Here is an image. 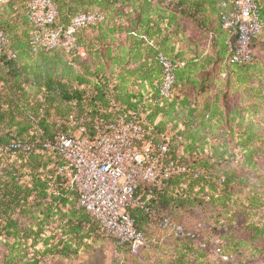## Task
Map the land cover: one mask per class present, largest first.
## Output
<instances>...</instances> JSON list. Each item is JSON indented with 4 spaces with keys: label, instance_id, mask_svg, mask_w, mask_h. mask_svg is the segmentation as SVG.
<instances>
[{
    "label": "trees",
    "instance_id": "16d2710c",
    "mask_svg": "<svg viewBox=\"0 0 264 264\" xmlns=\"http://www.w3.org/2000/svg\"><path fill=\"white\" fill-rule=\"evenodd\" d=\"M26 1L0 0V30L9 39L6 52L0 54L4 69L0 73V236L13 240L6 242L9 253L4 264L46 263L52 258L46 255H53L60 244L61 257L76 253L70 241L64 239L52 247L46 238L44 249L39 247L44 227L57 214L67 217V222L72 217L91 222L90 215L71 199L75 197L77 204L75 192L56 195L50 185L58 180L57 169L63 163L57 151L8 155L20 157V165L2 169L7 155L1 152L3 145L13 139L52 138L58 131L68 130L65 122L71 114L84 118L89 131L96 124H106L118 117L140 122L146 139L168 145L174 159L199 171L198 177L190 173L173 178L165 189L155 192L159 198L165 197L172 185L187 179L196 185L216 179L225 188L235 180L232 172L227 171L225 176L209 173L217 160L214 153L211 158L205 154L206 144L199 137V132L210 127L212 120L221 121L219 96L212 93L215 78L208 71L211 60L202 61L198 54L190 56L192 49H175L173 36L183 31L175 14L164 9L160 0H54L58 5L56 25L67 26L75 14L93 9L106 16L104 22L78 33L77 44L84 47L86 56L75 54L69 59L58 50H32ZM219 2L180 0L175 6L181 16L206 29L212 25L211 16L218 15L212 41L215 56L223 60L227 33L221 27ZM262 17L264 20V9ZM174 25L176 29L169 33ZM8 50L16 56L9 58ZM160 53L183 63L176 71L172 96L163 102H157V85L162 79ZM247 67L237 68L246 72ZM183 115L185 123L180 120ZM251 125H247L246 133L238 141L249 161L257 150L250 148L256 140ZM214 151L217 154L216 147ZM228 154L234 157L228 149L218 156L223 159ZM136 196L145 200L147 191L140 189ZM65 206H69L66 212L62 210ZM37 211L39 214H35ZM129 213L137 223L142 216H150L137 206L130 207ZM64 230L65 234H76L80 228L72 221Z\"/></svg>",
    "mask_w": 264,
    "mask_h": 264
},
{
    "label": "rangeland",
    "instance_id": "374dc122",
    "mask_svg": "<svg viewBox=\"0 0 264 264\" xmlns=\"http://www.w3.org/2000/svg\"><path fill=\"white\" fill-rule=\"evenodd\" d=\"M160 1L164 9L168 8L175 14L176 23L183 31L173 36L175 49H192L194 52H190V56L198 54L202 61L211 60L208 71L215 78L212 93L215 97L219 96L217 106L221 121L212 120L210 127L199 132V137H203L202 141L206 144L205 154L211 158L214 153L217 160L209 173L214 175L218 172L225 176L227 171L232 172L235 180L225 188L216 179L203 185L193 184L187 179L172 185L165 197L156 195L150 201L153 207L159 208L158 216L170 215L176 222L193 230L196 238L187 242L174 240L158 226L155 217L144 215L136 222L137 226L150 237L158 239V242L137 254H133L114 237L102 233L94 220L88 223L72 217L67 222V217L57 214L50 220L52 223L44 227L39 247L44 249L46 238L52 247L56 246L59 239H64L70 241L72 251L76 253L61 257L58 249H62L63 245L60 244L53 255H46L52 258L42 264H264V30L254 45V62L248 65L246 72H242V69L229 66L225 59L215 56L212 30L219 22L218 15L211 16L212 25L206 29L199 22L179 14V7L175 5L180 0ZM177 25L170 27L169 33L174 32ZM3 71L0 61V73ZM223 72H227L224 79L221 78ZM256 104L258 107L254 108ZM183 116L180 120L185 123L186 115ZM250 123L256 134L254 145L250 148L255 147L257 150L249 161L238 141ZM214 147L217 148V154ZM226 149L234 155L233 158L229 154L223 155V159L219 158L218 155ZM19 158L4 155L2 169L18 167ZM71 199L77 205L76 198ZM68 208L65 206L62 210L66 212ZM41 218L42 215L39 216ZM72 221L79 226V232L65 234L64 228L68 229ZM12 241L0 236V264H4L9 253L6 242ZM200 244H206L207 248H202ZM214 245L220 246L230 257L228 262L212 253Z\"/></svg>",
    "mask_w": 264,
    "mask_h": 264
},
{
    "label": "built area",
    "instance_id": "2783aa9c",
    "mask_svg": "<svg viewBox=\"0 0 264 264\" xmlns=\"http://www.w3.org/2000/svg\"><path fill=\"white\" fill-rule=\"evenodd\" d=\"M263 9V0H220V23L227 33V65L246 67L254 62V41L264 30ZM25 11L32 50H58L68 59L75 54L86 56L84 47L77 44L78 33L106 20L103 12L93 9L75 14L67 26L56 25L58 5L54 0H27ZM8 45V37L0 30V54L6 52ZM7 55L16 56L10 50ZM158 61L162 79L157 85V102H163L172 96L176 71L183 63L161 53ZM226 77L227 72H223L221 78ZM65 124L68 130L58 131L52 138L13 139L1 147V152L18 156L33 150L57 151L63 163L57 169L58 180L50 184L54 193L75 192L78 208L90 215L102 233L126 245L133 254L150 249L158 239L137 227L130 207L143 208L155 217L158 226L172 239L195 240V232L170 215L158 216L159 208L153 207L150 200L173 178L190 173L198 177L199 171L174 159L168 145L146 139L140 122L118 117L96 124L89 131L84 118L71 114ZM140 189L147 191L145 200L136 196ZM200 246L207 248L206 244ZM211 251L222 261L230 259L220 246L214 245Z\"/></svg>",
    "mask_w": 264,
    "mask_h": 264
},
{
    "label": "crops",
    "instance_id": "0c3cea01",
    "mask_svg": "<svg viewBox=\"0 0 264 264\" xmlns=\"http://www.w3.org/2000/svg\"><path fill=\"white\" fill-rule=\"evenodd\" d=\"M263 5H264V0H263ZM264 21V20H263ZM181 50H183V48L181 47Z\"/></svg>",
    "mask_w": 264,
    "mask_h": 264
}]
</instances>
